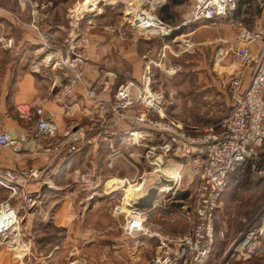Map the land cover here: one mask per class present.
<instances>
[{
  "label": "built area",
  "instance_id": "2783aa9c",
  "mask_svg": "<svg viewBox=\"0 0 264 264\" xmlns=\"http://www.w3.org/2000/svg\"><path fill=\"white\" fill-rule=\"evenodd\" d=\"M98 1L103 4L102 9L108 6L115 11L120 6L123 12L119 25H127L146 40L171 37L190 23L208 21L214 25L215 20L231 14L237 7V0H191L187 20L173 27L156 15L166 0H111V5L107 0ZM245 1L261 11L257 28L248 30L239 20L231 21L236 31L234 42L222 41L214 53L215 62L231 59L230 65L236 69L228 84L231 113L221 123L220 131L211 126L201 132L187 130L164 113L168 94L162 85L154 84L156 75L151 66L155 62L146 59L138 79L118 82L116 72L104 71L90 82L84 75L90 59L80 50V41L74 33L72 45L65 51L60 46H51L37 26L47 14L31 12L30 26L42 48L40 56L29 62V71L46 88L44 95L32 103L17 106L20 119L31 123V131L28 136L0 131V154L5 149L18 154L21 149L27 155L45 156L46 162L37 168H0V188L5 191V197L0 200V241L9 248L22 246L13 241L22 236L21 221L40 205L41 192L30 191V185L41 183L54 165L82 147L106 144L107 166L111 167L113 160L121 155L133 163H144L133 185L142 188L145 194L151 191L156 194L148 209L144 208L146 204H135L123 211L122 194L111 209L113 215L124 217L121 228L126 235L139 233L156 240L155 253L145 264H207L216 236L221 240L226 238V231L216 233L215 220L230 175L247 168L251 175L264 178V0ZM100 13L88 11L76 16V25ZM88 24L89 28L96 26ZM0 47L11 49L12 39L0 37ZM175 71L168 68L166 75L171 77L170 73ZM75 91L81 93L79 100L73 96ZM47 103L61 105L67 118L77 108L81 118L61 131L55 116L46 112ZM138 132L145 136L136 139L134 134ZM9 133L18 136L17 141L10 140ZM114 138L118 145L113 143ZM128 149L132 152H127ZM123 181L128 185V180ZM186 187L189 191L183 200L180 193ZM153 211L179 215L186 224L185 232L178 235L150 232L145 221ZM239 221L241 231L228 242L215 264L254 257L264 246V204L254 216H243Z\"/></svg>",
  "mask_w": 264,
  "mask_h": 264
},
{
  "label": "rangeland",
  "instance_id": "374dc122",
  "mask_svg": "<svg viewBox=\"0 0 264 264\" xmlns=\"http://www.w3.org/2000/svg\"><path fill=\"white\" fill-rule=\"evenodd\" d=\"M6 3V0H0L1 6H6ZM11 3L12 7L8 10L0 7V12H7L6 17L12 24L10 27L12 34L8 30L10 34H7L4 30H0V37L11 38L13 41V47L11 49L3 50L0 47V72L3 73V76L0 77V83L6 82V88L1 87L0 91L4 88L5 93H10L13 89L12 85L26 73L27 69L25 62L29 55L26 53V46L20 42L19 29H26L28 27L31 31L36 33L30 26L32 20L31 12L40 11V13H45L47 15L43 16L44 19L39 21L37 26L41 31L43 39L48 42L49 45L52 46L55 44L65 51L69 45H72V35L74 33L75 39L80 41V50L83 51L90 60L91 58L94 62L98 60V63L104 61L103 68L121 70L123 79H128V77L133 75L138 79L143 71L144 61L147 59L155 62V64L151 66V71L156 75L154 77V84L162 85V88L167 91L168 94L166 96L167 103L163 109L164 113L174 118L187 130L193 132H201L211 126H216L215 129L220 131L221 123L231 113L232 107L228 92V84L233 74L236 72L235 70L234 73H232L231 70H226V73H223L224 71L220 68L225 67V63H227V65L230 64L231 59H226L222 63L214 61V53L222 41L229 44L234 42V40H231L235 39L236 31L229 20L232 19L234 21V18L239 17V21L245 28L248 30H255L261 12L256 5H253L255 8L248 10L249 7H246L239 11L232 12L233 15L231 13L224 16L222 19L215 20L214 25L208 21L190 23L176 31L171 37L162 39L155 38L146 40L142 38V36H139L136 31L130 30V28L125 25L122 29L124 32L125 46L121 51L108 45L107 36L105 34L106 32L107 34L118 35L117 30L115 32L114 29L121 22L123 11H120V6L115 11H112L108 6H104L102 9L101 6L103 4H99L100 2L97 0L95 6H93L90 11H101V13L93 18H85V20L78 22L76 25L77 20L74 17L73 11L76 9V16H78L80 12L83 14L87 7L89 10L91 3H89L88 6L84 3V0H28V2L25 3H22L21 0H13ZM111 3V0H107L108 5H111ZM191 3V0H182L177 5H171V1L166 0V6L163 8L165 11H162L161 8L156 11V15L167 24L176 27L187 20L191 10ZM98 4L99 6L97 7ZM54 21L59 23V27L53 32L49 30L50 28L46 31L44 28L42 29L43 25L46 26ZM89 22L96 26L94 28H89ZM0 28L6 30L4 24H2V27L0 24ZM107 28H109L108 31L106 30ZM195 29H198V31L192 34ZM119 36H121L120 33ZM15 37L18 39L16 40ZM2 51L6 53H2ZM162 63L165 65L164 70L162 69ZM88 65H90V61ZM168 68L173 70L176 69L174 74L170 73L171 77L166 75ZM95 70H99V68L95 67ZM8 73L14 75L13 80L11 78L7 79L8 77H6V75ZM85 74L84 72V75ZM34 76L37 77V75ZM85 78L88 80L86 75ZM36 80L39 81V78ZM41 85L44 89L46 88L43 83ZM74 94L77 95L78 92L75 91ZM75 95L73 96L75 97ZM19 104L27 103H18L15 107L13 106L10 108L9 114L11 119L6 121L8 123H6L4 129L0 131H6L8 129L14 131L11 129H17L18 126L24 125L32 128L31 123L20 119L19 113L17 112V106ZM50 112L54 116L57 115L54 111ZM138 133L141 137L145 136L140 132ZM138 133L134 134L136 139ZM103 146L104 145L99 144L92 145L83 150L81 149L80 155L73 160L74 164H72V169H77V176H74L76 177L75 182L78 183L79 190L82 193L73 196L78 202L84 199V193L88 189V183L92 184L95 180H98L97 183H99V186H107V188L104 186L105 188L103 190L108 193L112 191L116 184H120L118 182H121L120 185L123 186L124 182L116 178L126 179L128 180V184H133V182L137 180L141 168L145 167L144 163H133L126 155L115 158L112 166L108 167L106 155L109 153V148L108 145H106L105 148ZM122 151L124 152V150ZM7 152L16 155L13 149H5L2 151V153ZM127 152H132V150L128 149ZM30 156H34L38 159L40 155L30 154ZM105 156L106 166L104 165ZM131 156L134 157V155ZM67 161L68 159L54 165L52 168L53 171L49 173V176L55 174L57 172L56 170ZM40 166L30 165L20 168H37ZM0 168L6 167L0 166ZM105 170L106 172L114 171L118 173V176H106L104 175ZM107 178H111V180L108 181L109 179ZM138 184H140V182H138ZM182 184L186 186L184 181ZM126 186L127 184L124 185L123 188ZM94 188L95 187H93V189ZM65 191H67V188L55 192L59 194ZM187 191H189V189L186 187L184 191L180 193L181 199L186 200ZM121 192L122 193H118V197L120 198L122 194V201L126 207L127 199L122 189ZM45 199L46 197L44 194H41L40 206L44 204ZM263 200L264 181H261V179L254 181L251 176L245 174L237 175V177H232L230 180L228 179L225 192L221 198V205L216 213L215 228H222L227 231L226 238L220 240V242L217 241L214 245L215 248H222L219 250L220 253L224 248L223 243L231 239L232 233L234 234L239 230L240 223L238 218L243 214L249 217L254 216L260 209ZM162 212L163 213L153 211L146 217L145 225L150 232L159 231L168 235H178L185 232L187 228L186 224L179 215H165V212ZM20 232L22 235L21 224ZM27 235L28 234L25 233L27 238L22 235L20 238L13 240L22 244L21 247L17 246L15 248L14 246L13 248H9L6 242L1 241L0 247L4 249L5 252L7 251L14 254V257L20 256L24 251L26 255H29L33 242H31V238ZM221 244L223 246H221ZM226 244H228V241L225 245ZM24 245L26 246V250ZM28 257L29 256H27V258ZM23 258L26 257L23 256ZM148 259V254L143 253L139 264H145Z\"/></svg>",
  "mask_w": 264,
  "mask_h": 264
},
{
  "label": "crops",
  "instance_id": "0c3cea01",
  "mask_svg": "<svg viewBox=\"0 0 264 264\" xmlns=\"http://www.w3.org/2000/svg\"><path fill=\"white\" fill-rule=\"evenodd\" d=\"M11 1L13 0H6V6L0 5V7L6 10L10 9L12 7ZM253 5L254 4L245 0H237V7L235 11H239L240 9L246 7H249L248 10H250L251 8H255ZM6 16L7 12H0L1 27L2 24H4L6 28V30L2 28H0V30H4L8 34L9 32L11 33L10 27L12 24ZM234 19L240 20L239 17ZM229 21L231 23L233 20L231 19ZM58 27L59 23L54 21L46 26L43 25L42 29L44 28L46 31L50 28L49 30L53 32ZM122 29L123 27L120 25L114 29L115 32L117 30L118 35L107 34L105 32L108 45L121 51L125 46L124 32ZM197 31L198 29L193 30L192 34ZM19 32L20 42L26 46V53L29 55L25 62L27 71L22 78L12 85L13 89L8 94L5 93L4 89L6 88V82L2 84L0 83V88L4 87L0 91V130H3L5 127L4 125L8 123L6 121L11 119L9 114L10 108L13 106L15 107L18 103L30 104L36 97L44 95L45 91L41 85L42 83L37 81L36 79L38 78L32 75L28 69L29 62L40 56L42 43L38 35L31 31L28 27L26 29H19ZM119 33H123L122 36H119ZM15 39L17 40L18 38L15 37ZM233 40L234 39L231 41ZM53 46L57 45L53 44ZM2 53L6 52L2 51ZM103 65L104 61H100V63H98V60L94 62L91 58L90 65H88L85 70V75L90 82L94 81L104 71L116 72L118 75V82L126 80L123 79L121 70L103 68ZM225 65V67H220L224 71L223 73H226V70H231L232 73H234V70L236 72V69L231 67L230 64L227 65V63H225ZM95 67H98L99 70H95ZM1 76H3V73L0 72V77ZM6 77H8L7 79L11 78L13 80L14 75L8 73ZM128 79L137 78L133 75L128 77ZM80 95L81 93L75 95V97L79 100ZM45 110L46 112L54 111L57 114L54 121L61 131L64 130L69 123L79 121L81 118L80 111L77 108L74 109L71 117L69 118L65 117V110L59 104L47 103L45 105ZM15 129L16 128H12L11 130L26 136H28L31 131V128L26 125L20 127L18 126V128L16 130ZM6 131H10V129ZM113 143L118 145V140L114 138ZM101 145H104V148L106 147V144ZM90 146L92 145H86L81 149L83 150L84 148H88ZM80 151L69 157L68 161L56 170L57 172L55 171V174L50 176L48 175L38 185L34 184L29 186L30 191H40L41 194H44L46 197L42 206L39 205L36 211L29 213L21 221L22 235L27 238L25 236V233H27V236L31 238V242H33L29 255H26L24 251V253L20 256L14 257V254L7 251L5 252V250L0 247V264H139L143 253L148 254L149 259L154 255L157 245L155 239L139 233L126 235L121 228V225L124 223V217L121 215L115 216L111 213V209L119 199L118 193H121V189L122 191L124 190V184L121 186V182H118L120 184H116L113 187V190H118L113 194H109V192L107 193L103 190L106 185H103V187L101 185L99 186V183H97L98 180H95L92 184L88 183V189L84 193L83 200H79L78 202L76 201L77 199H74L73 196L76 194L79 195L81 192L79 190L78 183L75 182L76 177H74L77 176V169H72V164H74L73 160L80 155ZM15 154L16 155L11 152L0 154V166L6 168H16L30 165L42 166L46 162L45 156L41 155L37 159L34 156L24 154V150L21 149L18 154ZM106 156L104 157L105 166ZM240 174L249 175L254 181L259 179L264 181V178H258L251 175L248 169L237 170L235 173L230 175L229 180ZM104 175L118 176V173L114 171L106 172L105 170ZM116 179L123 181L122 178ZM110 180L111 178L108 181ZM94 186L95 190H93ZM65 188H67V191L63 193L58 194V192H55L64 190ZM3 197H5V191L0 188V199ZM263 204L264 200L261 207ZM243 216L250 218L248 215L243 214L238 218V220ZM241 229L242 224L240 223L239 230L234 234H231V239L235 237ZM215 230L216 233L221 230L226 231L222 228H215ZM231 239H228L227 241L229 242ZM220 240L221 239H219L217 235L215 244L217 241L220 242ZM225 243H223V250L227 245H225ZM223 245L221 244V246ZM24 248L26 250L25 245ZM221 249L222 248H213V253L208 259L207 264L216 263L219 258L217 256H220L223 252H219ZM23 256L26 258H23ZM27 256L29 257L27 258ZM231 264H264V246L261 248L258 255L241 260H234Z\"/></svg>",
  "mask_w": 264,
  "mask_h": 264
},
{
  "label": "bare ground",
  "instance_id": "6f19581e",
  "mask_svg": "<svg viewBox=\"0 0 264 264\" xmlns=\"http://www.w3.org/2000/svg\"><path fill=\"white\" fill-rule=\"evenodd\" d=\"M97 0H85L84 3L87 4V6L90 4L89 6V10H88V7L85 9L84 13L87 12V11H90L93 6H95V3H96ZM101 3V2H100ZM99 3V4H100ZM99 4L97 5V7L99 6ZM76 9L73 11L74 12V17H76V13H75ZM82 15V12L78 13V17H80ZM77 17V18H78ZM76 18V19H77ZM137 138H141V135L138 133L137 134ZM171 171L175 170V168H170ZM168 170V171H170ZM176 173V171L174 172ZM112 184V183H111ZM116 184V183H115ZM110 185V184H109ZM111 186V185H110ZM107 188V186H106ZM110 188V187H109ZM113 190V189H112ZM124 193H125V196H126V199H127V205L125 207V205L123 204L122 205V209L124 211L127 210V207L128 206H131V205H135V204H147L149 202L152 201V198H155L156 194L154 192H150L149 195H145L144 191L142 188H138L136 185H133V184H128L125 188H124ZM157 199V197H156ZM6 221V220H5ZM3 223V222H2ZM16 241H14L15 243Z\"/></svg>",
  "mask_w": 264,
  "mask_h": 264
},
{
  "label": "water",
  "instance_id": "95a60500",
  "mask_svg": "<svg viewBox=\"0 0 264 264\" xmlns=\"http://www.w3.org/2000/svg\"><path fill=\"white\" fill-rule=\"evenodd\" d=\"M9 137H10V140L12 141H17V137L14 135V133H9ZM35 148V143H32L31 144V149H34ZM150 207V202L147 203L144 208L145 209H148Z\"/></svg>",
  "mask_w": 264,
  "mask_h": 264
},
{
  "label": "trees",
  "instance_id": "16d2710c",
  "mask_svg": "<svg viewBox=\"0 0 264 264\" xmlns=\"http://www.w3.org/2000/svg\"><path fill=\"white\" fill-rule=\"evenodd\" d=\"M171 1V5H177L178 3H180L182 0H170ZM165 6L166 5H164L163 7H162V11H165V9H163V8H165ZM164 19V18H163Z\"/></svg>",
  "mask_w": 264,
  "mask_h": 264
}]
</instances>
